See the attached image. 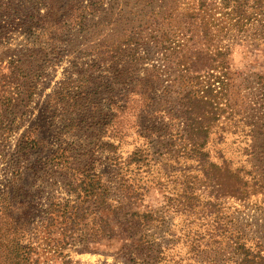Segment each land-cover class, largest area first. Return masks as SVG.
<instances>
[{"label":"rangeland","instance_id":"obj_1","mask_svg":"<svg viewBox=\"0 0 264 264\" xmlns=\"http://www.w3.org/2000/svg\"><path fill=\"white\" fill-rule=\"evenodd\" d=\"M47 1L0 0L8 7L0 13V264H9L12 240L27 246L22 264H264V88H247L264 75V38L247 36L254 25L228 41L207 40L211 50L228 45L235 79L215 97L224 113L206 144L208 160L231 172L204 170L183 153L160 155L135 126L149 93L155 108L177 109V94L194 83L173 85L165 74L157 82L151 71L179 74L169 49L188 37L155 14L161 0H56L53 9ZM31 8L44 16L39 27L24 24ZM154 15L164 18L167 52L152 42ZM145 68L153 91L135 80ZM135 149L143 150L137 162ZM236 175L246 181L242 195ZM6 201L48 210L30 209L15 232ZM65 201L101 206L82 218ZM107 203L121 207L113 213Z\"/></svg>","mask_w":264,"mask_h":264},{"label":"trees","instance_id":"obj_2","mask_svg":"<svg viewBox=\"0 0 264 264\" xmlns=\"http://www.w3.org/2000/svg\"><path fill=\"white\" fill-rule=\"evenodd\" d=\"M42 2V1H41ZM47 6L49 9H53L56 0H48ZM152 2V1H151ZM162 3L157 6L159 11L155 14L162 16V14L170 17L168 24L172 25L176 23L175 27L183 25L185 28V43L171 47L170 55L173 56L172 64L176 67L182 65V69L178 70L179 74L171 73L176 71L174 68L162 69L160 66L153 65L152 70L155 68L158 80H163L162 74H165L167 78L171 79L170 83L176 84L183 78L187 79L188 88L191 85L193 87L187 89L184 93L179 92L176 98L178 108L173 109L172 106H160L155 108V100L148 94L150 104L143 110L135 126L140 128V136H145V133L152 135L151 142L158 146L157 151H160V155H166L169 153H183L190 157L198 159L204 170L213 168L214 170L231 172V170L223 163L217 164L209 159V151L206 147L209 139L210 131L214 124L218 123L217 120L220 116H223L224 108L218 106V102L215 101V97L218 93L222 94L223 90H230L234 86L235 78L232 77V73L229 72V65L227 63L228 45L215 44L213 49H209L207 40L211 39L214 35H222L221 41L230 40L232 33L244 35V32L248 29V24L254 25L253 31H251V39H263L264 38V0H161ZM30 4L34 2L30 1ZM181 7V10H179ZM8 7L4 3L0 4V13L7 12ZM95 11V8H92ZM36 11V10H35ZM35 13V14H34ZM26 20L25 25L38 27L42 23L44 18L40 12H34V8L25 11ZM41 15V17H40ZM82 17V13H80ZM1 16V15H0ZM154 15L150 20L153 26H150V35L152 36V42L157 50L161 49V52H167L165 50L166 42L170 40L165 35V30L162 29L160 24L164 18H160ZM83 18V17H82ZM30 19L29 23L28 20ZM216 19V21H214ZM49 23H54L55 20L48 19ZM256 23V24H254ZM30 24V25H29ZM177 29V28H176ZM227 38V39H226ZM150 41V40H149ZM170 42V41H169ZM187 42V43H186ZM163 48V49H162ZM150 60L149 55H146ZM151 69V68H150ZM148 68L143 69L144 75L137 77L135 80L139 82L143 88H149L154 90L153 81L155 77L153 74H147ZM126 78L125 76L122 79ZM254 84L251 82L247 88H264V75L258 78ZM245 81H248L246 78ZM163 90H169V85H163ZM149 89L147 91H149ZM147 91H144L146 93ZM172 93H166L167 97H171ZM213 96V97H212ZM163 98V95L160 96ZM233 97L226 98L223 105L228 106L230 111L226 117L227 119H234L236 101L232 100ZM169 100V99H168ZM231 106V107H229ZM179 114V115H178ZM179 116V117H178ZM165 117L168 118V122L164 121ZM174 119H182L180 123H176ZM149 124V125H145ZM181 125V128L179 127ZM170 128L175 130L172 133ZM25 137L23 133L18 141V145L21 144ZM143 155L142 149H135L130 155V160L137 162ZM16 162L18 156L14 153ZM233 173V172H232ZM237 176V175H236ZM234 183L238 186L236 191L243 194L242 185L246 184L240 177H235ZM245 186V185H244ZM240 187V188H239ZM86 192L93 198L95 196V188L88 185ZM88 190V191H87ZM14 191L11 192V198L14 199ZM5 201H0V205ZM7 204L12 205L11 211L8 213V218L12 222L13 229H21L20 226H24L23 218L25 214L30 211L36 215L38 212L48 210L45 208L42 210L40 204L36 201H6ZM65 201V208L70 209L71 214L77 216L80 215L84 218L87 212L100 208L101 204L98 201H76L70 203ZM60 205V203H58ZM15 205L21 206L17 207ZM50 203L48 206H52ZM83 205V206H80ZM68 206V207H66ZM106 208L112 210L115 213V209L120 208L113 207L107 203ZM1 207V206H0ZM42 207V206H41ZM3 208V207H2ZM37 211V212H36ZM23 230V229H22ZM13 232V231H12ZM14 233V232H13ZM11 252L9 257V264H22L25 261L24 250L27 246L22 245L20 240H12ZM257 256V255H256ZM264 260L263 256L258 257ZM246 259H244L245 261ZM247 261V260H246Z\"/></svg>","mask_w":264,"mask_h":264}]
</instances>
